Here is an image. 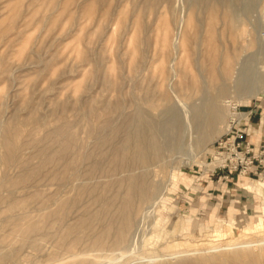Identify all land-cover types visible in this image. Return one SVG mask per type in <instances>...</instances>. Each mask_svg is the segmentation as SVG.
Returning <instances> with one entry per match:
<instances>
[{
    "label": "rangeland",
    "instance_id": "1",
    "mask_svg": "<svg viewBox=\"0 0 264 264\" xmlns=\"http://www.w3.org/2000/svg\"><path fill=\"white\" fill-rule=\"evenodd\" d=\"M230 2L241 30L233 38L224 21L218 22L216 45L221 54H236L235 74L214 84L205 72L209 63L202 39L208 34L211 1L102 0L101 7L96 0H0V264L6 253L11 261L3 264H264V178L240 176L241 183L261 187L251 191L236 178L219 181L220 173H229L213 171L211 163L215 142L238 121L233 114L240 122L247 116L242 113H248L253 124L264 123V0ZM197 21L198 34L190 27L192 52L183 33L188 23ZM222 64L224 60L216 68ZM183 72L205 87L213 101L209 108H219L217 125H200V116L192 119L193 100L179 93ZM223 82L225 93L215 89ZM166 92L172 95L171 114L178 117L180 132L171 136L175 143L149 169L147 196L127 238L116 239L105 221L84 230L82 237L72 231L85 212L99 209L91 194L82 195L64 217L51 216L81 186L98 194L114 176H86L84 159L76 176L64 182L63 162H42L37 155L49 145L50 152L62 156L50 131L68 122L70 133L92 152L96 140L115 129L93 130L110 114L119 124L140 108L161 127L169 124L162 109L148 110L147 96L159 100ZM230 100L231 106L226 104ZM5 127L20 147L16 160L6 166L1 140ZM214 127L217 136L197 146L198 133ZM35 165L41 166L40 174L21 180ZM21 200L27 202L8 209ZM106 227L104 245L93 246ZM29 228L36 233L24 242Z\"/></svg>",
    "mask_w": 264,
    "mask_h": 264
},
{
    "label": "bare ground",
    "instance_id": "2",
    "mask_svg": "<svg viewBox=\"0 0 264 264\" xmlns=\"http://www.w3.org/2000/svg\"><path fill=\"white\" fill-rule=\"evenodd\" d=\"M167 1L171 3L173 0ZM207 1H211L213 3L208 10L209 14L207 15L206 21L208 34L202 38L205 45L204 60L209 63L208 67L205 68V72L207 73V77L210 78V81L216 84L219 79L225 81L230 79L235 74L236 55L231 50H225L222 54L220 53L221 50L217 47L218 45H216L219 42L220 34L217 27L218 22L224 21V26L226 27L225 31L227 33L229 31V34L233 38H237L238 32L241 30V23L237 18L239 14L238 16L236 15L237 12L235 13L233 10L234 5L232 6V4H230L232 3L230 0H225V3H222L220 0ZM96 2L99 3L101 7L104 6L102 0H96ZM105 10L106 13L104 17L107 16L108 9ZM219 10L222 11V17L220 16ZM190 27L191 29L193 27V32H197V34L199 33L198 30L201 27L198 21L193 26L188 23L186 31L183 33V42H189V49L193 52L195 50L194 48L192 49L193 32H191L192 30L190 31ZM201 31L202 30H200V32ZM168 53L170 54V52ZM222 59L224 60V65L222 64L219 68H216L217 62L222 63ZM191 80L188 78L187 72L182 73V83L180 84L179 93H183L189 100H193V103L190 106L193 115L192 119L197 118L198 120V117L200 116L202 122L200 125H208L210 127H213L215 124L217 125L220 117L219 108L213 106V108L210 109L209 107L213 101L211 102V97L208 96V93L206 94L205 87L201 82ZM226 84L223 82L220 87H216L215 89H217L218 92L225 93ZM195 95H198L199 98ZM193 96H195V98ZM147 97L150 102L148 104V110L150 112L153 111L155 113L156 111L162 109L161 111L164 115L170 116V122L169 124H165V127H161L160 122L158 123L155 121L154 117L147 114L145 110L137 108L131 116L119 124H114L112 122V114H110L107 118H100L97 126L95 125L93 127L95 132L105 130L111 125H113L115 129L110 136L100 137L99 140L97 139L95 150L92 152L86 151L83 144H79L77 137L70 133V124L68 122H66L64 126H56L50 131L52 138L60 142L59 150L62 154L60 158L56 157L55 151L50 152L48 148L49 145L38 149L37 155L39 160L42 162H63L64 170L61 173V179H63L64 182L71 180L76 176V167L78 163L84 159L88 162L86 176L90 177L96 173L110 174L111 176H114L110 181L108 180L109 182L106 181L107 183L103 184L104 187L98 194H95L97 193L95 188L92 189L89 186H81L72 197L62 200L57 210L50 214L56 219L64 217L67 209L74 207L82 195L91 194L95 198L94 201L99 204L100 207L94 213H90L88 211L85 212L80 221L72 225V231H75L79 237H82L84 230L93 228L97 221H105L108 223V226L111 225L115 230L116 239L123 242L132 228L133 220L135 219L134 217L140 212L143 201L147 196L151 172L149 169L153 167L155 163L160 162L164 151L172 147L173 145L171 144L175 143L176 138H171V136H178L181 124L179 123L178 117L174 116V113L171 114V110H173L171 107L172 105H170L172 95L169 92H166L159 100L151 94ZM230 101L226 103L229 106H231L232 103V101ZM198 103L200 105V109L197 108ZM116 108L118 109V107ZM117 109L116 111H113L117 112ZM96 112L97 111H94V113ZM237 116V113L233 114L232 119H236L238 121L232 122L240 123V118ZM230 126L231 125H229V129ZM217 129L218 127H214L209 132L200 131L198 133L199 138L196 140V145L201 146L211 141L217 136ZM90 134L91 132L89 131V135ZM13 135L11 134V129L9 127H5L2 132L1 140L4 166L16 160L20 149V147L14 142ZM165 135L167 136L165 137ZM214 154L215 152L213 151L211 154L212 160H214ZM28 171L24 173L21 178L24 182L39 175L41 172V166H32ZM122 173L123 175L117 177ZM112 190V195L108 196L107 194H109ZM26 202L27 201L21 200L10 204L8 203V209L15 210L17 207L24 205ZM106 215H108L107 218L109 221L105 220ZM259 222L261 221L259 220ZM106 231L107 227L92 240L93 246L102 247L104 245L105 240L101 237H105ZM35 233V229L29 228L25 232L23 241H29L30 237ZM68 233L71 234V231ZM9 260L10 255L9 253H6L2 264ZM238 260L236 263H238ZM85 263V261H80L78 264Z\"/></svg>",
    "mask_w": 264,
    "mask_h": 264
},
{
    "label": "built area",
    "instance_id": "3",
    "mask_svg": "<svg viewBox=\"0 0 264 264\" xmlns=\"http://www.w3.org/2000/svg\"><path fill=\"white\" fill-rule=\"evenodd\" d=\"M242 114L247 115L245 120L232 122L228 132L215 142L213 171L249 176L258 166L264 167V145L256 149L246 140L251 114Z\"/></svg>",
    "mask_w": 264,
    "mask_h": 264
},
{
    "label": "crops",
    "instance_id": "4",
    "mask_svg": "<svg viewBox=\"0 0 264 264\" xmlns=\"http://www.w3.org/2000/svg\"><path fill=\"white\" fill-rule=\"evenodd\" d=\"M246 140L250 144L255 145L256 148H259L260 146L264 145V123L262 122V120L259 122V125L253 124L252 122L249 123V136L246 137ZM218 176H219L218 177L219 181H223V180L228 181L230 179L232 180L236 178L237 183H239L238 184L239 186H246L251 191L252 190L259 191L261 188L258 185V183L254 184V183L248 182L247 180L245 181V183H241L243 182V178H241L240 176H237L236 174L226 175V172H223V175L220 173ZM225 176H227V178H225ZM256 177L264 178V167L258 166L256 170L248 176L250 180H253V178H256ZM237 183L234 184V186H236Z\"/></svg>",
    "mask_w": 264,
    "mask_h": 264
}]
</instances>
